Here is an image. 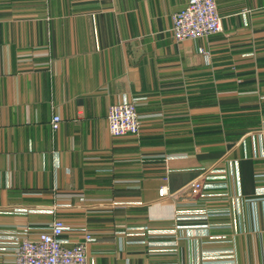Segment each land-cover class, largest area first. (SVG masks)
<instances>
[{"label": "crops", "instance_id": "crops-1", "mask_svg": "<svg viewBox=\"0 0 264 264\" xmlns=\"http://www.w3.org/2000/svg\"><path fill=\"white\" fill-rule=\"evenodd\" d=\"M189 1L0 0V264L7 234L56 219L71 244L95 238L89 264H264V0H216L222 32L178 43ZM125 100L141 131L114 137L108 110ZM215 165L233 228L178 230L194 205L159 190Z\"/></svg>", "mask_w": 264, "mask_h": 264}, {"label": "built area", "instance_id": "built-area-1", "mask_svg": "<svg viewBox=\"0 0 264 264\" xmlns=\"http://www.w3.org/2000/svg\"><path fill=\"white\" fill-rule=\"evenodd\" d=\"M222 30V18L216 0H190L183 10L173 16L172 35L178 43L209 38L221 33ZM201 52L206 59H209V52ZM107 121L110 134L114 137L140 134L141 121L134 101L125 100L111 105ZM61 122L62 118L55 115L51 121L52 129L57 131ZM257 177H262V175H257ZM226 179L227 169L215 165L209 169H203L194 181L179 191L169 192L166 187L159 190V199L162 201L187 200L194 205L187 209H176L175 219L178 221V230L182 232L196 229L206 231L216 226L211 225L210 221L217 218L228 219L229 227L233 228L231 195L227 192ZM8 211L12 214H24L27 210L12 208ZM186 221L201 223L184 225L182 222ZM141 230L142 233L139 235L143 236L148 228ZM30 231L27 229L23 233L20 232L24 237H20V233H10L5 236L13 246L10 250L14 260L10 264H89L88 246L96 241L91 234L86 233L83 239L71 244L64 238L68 227L61 219H56L42 228L36 238L30 237ZM203 236L208 237L209 235L205 233ZM213 258L209 257V259Z\"/></svg>", "mask_w": 264, "mask_h": 264}]
</instances>
